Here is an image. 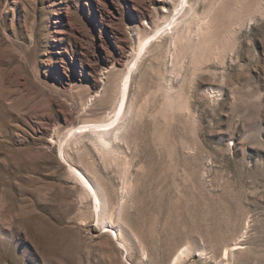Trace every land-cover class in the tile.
<instances>
[{
  "label": "rangeland",
  "instance_id": "1",
  "mask_svg": "<svg viewBox=\"0 0 264 264\" xmlns=\"http://www.w3.org/2000/svg\"><path fill=\"white\" fill-rule=\"evenodd\" d=\"M0 264H264V0H0Z\"/></svg>",
  "mask_w": 264,
  "mask_h": 264
},
{
  "label": "bare ground",
  "instance_id": "2",
  "mask_svg": "<svg viewBox=\"0 0 264 264\" xmlns=\"http://www.w3.org/2000/svg\"><path fill=\"white\" fill-rule=\"evenodd\" d=\"M211 3V2H210ZM213 4V3H212ZM178 5V3H177ZM181 5V4H180ZM186 12V10H185ZM189 12L186 14L188 16ZM208 14V13H207ZM185 15V16H186ZM203 15V14H202ZM199 16V15H198ZM181 17V16H180ZM195 17V16H193ZM192 17V18H193ZM207 17V16H206ZM185 18V17H184ZM205 19V18H204ZM185 21V20H184ZM191 21V19L189 20ZM202 21V20H201ZM193 23V22H192ZM197 23V22H196ZM200 23V22H199ZM180 24V23H179ZM188 29L190 28L189 26H187ZM199 27V26H198ZM186 31V30H185ZM190 31V29H189ZM194 31V30H192ZM198 32V31H197ZM187 33V32H186ZM185 36L184 32L182 31L181 33L178 34V41L179 40H182L183 37ZM186 37V36H185ZM189 37V36H188ZM184 42V40H183ZM191 42V41H190ZM191 45V44H190ZM116 119H118V121H116ZM116 119H113V120H110V121H107V122H102L100 124H95V125H91L90 126V133H92L93 135V139L97 145H99L100 147H109L111 145L112 142L116 141V140H122L123 139V136L121 135V131L123 130V127H125V120H123V118H119V117H116ZM123 120V121H122ZM77 128H73L71 130V135H75L76 132H79V131H76ZM87 130V129H86ZM78 137V135L76 136ZM73 138V137H72ZM81 138V137H80ZM71 139V138H70ZM77 139V138H76ZM70 145V144H68ZM101 151V150H100ZM66 157V156H65ZM67 159V158H66ZM68 161V160H67ZM75 171H78V169L74 168ZM127 180V179H126ZM125 182V181H124ZM129 183V181H128ZM93 187H94V196H95V193L96 195H98V191H99V187L92 184ZM125 186V185H124ZM122 215V213H121ZM227 254V253H226ZM176 261V259H175Z\"/></svg>",
  "mask_w": 264,
  "mask_h": 264
}]
</instances>
